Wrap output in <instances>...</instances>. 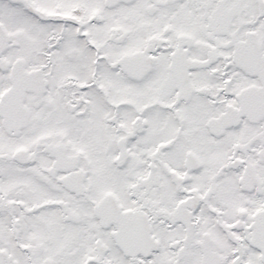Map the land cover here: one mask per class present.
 <instances>
[{
  "label": "snow or ice",
  "instance_id": "6c2138e0",
  "mask_svg": "<svg viewBox=\"0 0 264 264\" xmlns=\"http://www.w3.org/2000/svg\"><path fill=\"white\" fill-rule=\"evenodd\" d=\"M0 264H264V0H0Z\"/></svg>",
  "mask_w": 264,
  "mask_h": 264
}]
</instances>
